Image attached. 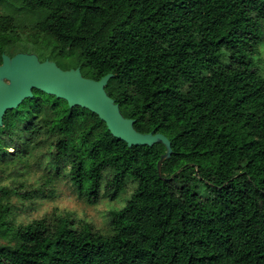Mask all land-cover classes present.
Returning a JSON list of instances; mask_svg holds the SVG:
<instances>
[{
    "label": "trees",
    "instance_id": "16d2710c",
    "mask_svg": "<svg viewBox=\"0 0 264 264\" xmlns=\"http://www.w3.org/2000/svg\"><path fill=\"white\" fill-rule=\"evenodd\" d=\"M263 30L264 0H0V64L31 35L41 61L113 74L122 114L173 150L160 176L163 144L130 148L96 114L34 90L0 128V175L14 177H0V264H264ZM44 147L51 180L91 203L137 183L109 232L73 213L16 224Z\"/></svg>",
    "mask_w": 264,
    "mask_h": 264
},
{
    "label": "water",
    "instance_id": "95a60500",
    "mask_svg": "<svg viewBox=\"0 0 264 264\" xmlns=\"http://www.w3.org/2000/svg\"><path fill=\"white\" fill-rule=\"evenodd\" d=\"M113 77V74H108L100 80L87 78L80 68L64 70L55 61H41L35 53L3 54L0 64V128L4 126L6 113L33 98V91L38 90L66 101L70 108L80 107L96 114L112 136L124 141L130 148L163 144L166 153L157 166L161 176L164 162L173 153L171 142L163 134H144L135 129L136 121L126 118L119 104L106 91Z\"/></svg>",
    "mask_w": 264,
    "mask_h": 264
},
{
    "label": "rangeland",
    "instance_id": "374dc122",
    "mask_svg": "<svg viewBox=\"0 0 264 264\" xmlns=\"http://www.w3.org/2000/svg\"><path fill=\"white\" fill-rule=\"evenodd\" d=\"M36 43L37 40L33 39L31 35H22L10 48L9 54L14 55L27 50L30 52L26 53H35L40 57L42 50L36 49L35 51L34 46ZM43 52L48 54L45 49H43ZM252 61L255 69L264 76V30L263 42L259 46L258 52L252 56ZM9 152L14 153V150L10 149ZM46 152L47 147L39 150V154L32 161L33 165L25 177L27 180L26 186L35 190L36 194L29 201L15 202L14 218L16 224L26 225L52 212L60 213L61 215L73 213L77 222L87 221L103 233L109 232V221L112 218V214L125 206L136 190L137 183L132 179H128L125 191L116 200L102 196L98 202L91 203L87 198L80 195L79 186L69 183L67 177L62 176L51 180L53 168L51 158L46 155ZM11 173L7 172L0 175L3 185L8 187L11 185L14 179L10 175Z\"/></svg>",
    "mask_w": 264,
    "mask_h": 264
}]
</instances>
